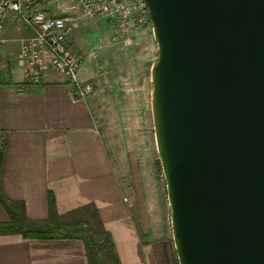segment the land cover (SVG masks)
<instances>
[{
  "label": "water",
  "instance_id": "obj_1",
  "mask_svg": "<svg viewBox=\"0 0 264 264\" xmlns=\"http://www.w3.org/2000/svg\"><path fill=\"white\" fill-rule=\"evenodd\" d=\"M178 264H264V0H142Z\"/></svg>",
  "mask_w": 264,
  "mask_h": 264
},
{
  "label": "crops",
  "instance_id": "obj_2",
  "mask_svg": "<svg viewBox=\"0 0 264 264\" xmlns=\"http://www.w3.org/2000/svg\"><path fill=\"white\" fill-rule=\"evenodd\" d=\"M25 31L22 36L28 38L30 32ZM19 35H1L2 191L11 201L23 203L32 222L47 219L49 193L62 217L88 207L97 213L120 264H159L156 248L140 240L143 232L138 231L146 229L141 211L124 202L130 191L120 180L124 175L132 177L131 165L119 169L121 162L111 156L101 135L97 90L85 100H76L64 77L51 68L41 84L23 88L22 64L9 52ZM79 78L86 81L82 70ZM8 222L0 204V224ZM0 264H88V259L78 240L0 234Z\"/></svg>",
  "mask_w": 264,
  "mask_h": 264
},
{
  "label": "rangeland",
  "instance_id": "obj_3",
  "mask_svg": "<svg viewBox=\"0 0 264 264\" xmlns=\"http://www.w3.org/2000/svg\"><path fill=\"white\" fill-rule=\"evenodd\" d=\"M36 7L68 20L67 44L80 54L84 83L92 84L97 90L96 99L101 102V135L111 156L121 162L122 167L118 168L124 171L126 165H131L132 177L124 175L120 182L130 191L125 197L128 201L124 202L141 211L146 228L138 231L139 235L143 232L141 242H149L156 248L159 264H178L151 117L150 69L158 58L151 25L119 40L109 21L83 17L78 0H40ZM25 30L18 19L6 23L2 38L20 34L10 45V58L18 59L21 42L26 39L22 36ZM77 214L69 219L80 217L85 226L95 228L88 215ZM92 231L99 257L103 264H109L112 260L109 238L98 228Z\"/></svg>",
  "mask_w": 264,
  "mask_h": 264
},
{
  "label": "built area",
  "instance_id": "obj_4",
  "mask_svg": "<svg viewBox=\"0 0 264 264\" xmlns=\"http://www.w3.org/2000/svg\"><path fill=\"white\" fill-rule=\"evenodd\" d=\"M39 1L0 0V62L4 45L1 35L5 24L11 19H18L30 32L19 48L22 87L41 84L47 69L51 68L71 86L74 99L85 100L94 88L91 83L80 81L83 63L80 54L67 44L70 31L68 20L38 9L36 4ZM78 6L85 18L109 21L119 40L138 34L151 25L142 0H78Z\"/></svg>",
  "mask_w": 264,
  "mask_h": 264
},
{
  "label": "trees",
  "instance_id": "obj_5",
  "mask_svg": "<svg viewBox=\"0 0 264 264\" xmlns=\"http://www.w3.org/2000/svg\"><path fill=\"white\" fill-rule=\"evenodd\" d=\"M4 150L3 141L0 142V167L2 154ZM0 204L6 211L9 222L0 224V234H17L24 239H44V240H78L81 241L86 248L88 264H103L102 259L98 255V247L94 241L92 233L98 228L108 238V233L104 230L97 213L88 208H81L73 214L88 215L93 219V226H85L81 220L69 219L60 216L56 211L55 200L51 193L48 194V217L43 222H32L26 218L23 203L11 201L2 191L0 186ZM77 214V216H79ZM110 252L112 260L109 264H120L117 259L115 249L110 243Z\"/></svg>",
  "mask_w": 264,
  "mask_h": 264
}]
</instances>
